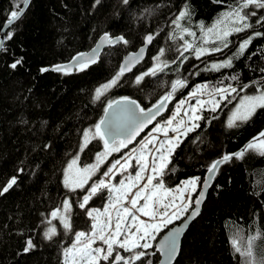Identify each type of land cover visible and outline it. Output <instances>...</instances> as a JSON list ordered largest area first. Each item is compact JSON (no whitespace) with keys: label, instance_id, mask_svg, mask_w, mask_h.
<instances>
[{"label":"trees","instance_id":"1","mask_svg":"<svg viewBox=\"0 0 264 264\" xmlns=\"http://www.w3.org/2000/svg\"><path fill=\"white\" fill-rule=\"evenodd\" d=\"M238 2L29 1L23 15L7 29L0 48V187L11 177L17 178L16 184L0 196V264H63L64 250L75 233H89L92 229L86 209L102 207L108 198L107 189H101L85 208H80L86 189L101 178L112 161L134 146L156 120L166 118L174 103L195 85H207V92L230 85L237 92L227 94L214 112L211 108L201 110L199 127L184 136L171 155L163 177L165 187H174L191 177H200V184L213 161L234 153L263 131L264 108H258L249 120L234 127H229L224 117L243 85L256 88L264 84V36L255 37L244 55L232 59L231 67L213 70L211 66L228 55L232 57L239 44L255 31L264 33V26L255 24L259 16H264V10L246 9L257 12V17L249 18L253 27L232 32L224 39L228 46H222L221 51L205 53L199 58L194 54L195 47L206 44L207 29L214 25L223 29L221 26L228 21L220 24L217 21ZM186 4L190 16L180 23L195 36L183 33L180 39V31L175 30L177 38L170 39L174 31L172 20ZM21 5L22 0H0V31L11 11ZM9 32L11 39L7 37ZM105 33L122 35L128 43L105 47L96 62L84 71L76 68L66 74L50 70L51 66L90 49ZM148 33L154 39L146 57L131 73L123 74L117 85L100 99H95L96 88L119 72L122 56L143 45ZM185 40L194 46L184 51L187 59L180 56ZM161 48L165 49L162 59L169 61V67L155 76H145L137 84L136 77L153 67V57L159 55ZM17 60L21 63L12 68ZM42 68L49 71L41 72ZM233 76L238 79H231ZM176 79L186 81L185 85L176 90L165 111L143 133L127 147L108 155L83 188L65 187V169L73 159L78 157L77 165H93L97 153L104 151V142L91 138V134L83 151L81 144L84 130L94 131L109 101L128 97L147 109L172 90V81ZM210 184L201 213L182 237L180 253L173 264H245V258L235 252L231 240L238 238L244 245L248 235L264 233V155L249 150L242 159L233 158L219 166ZM64 200L70 203L65 216L71 230L64 228L59 214L56 218L51 215L56 209L64 212ZM48 228L56 232L51 239L44 235ZM29 239L34 246L25 252ZM153 245L147 250L150 255L137 264H147L148 260L158 263L159 253ZM254 252L257 259L264 257V239L256 241Z\"/></svg>","mask_w":264,"mask_h":264},{"label":"snow or ice","instance_id":"2","mask_svg":"<svg viewBox=\"0 0 264 264\" xmlns=\"http://www.w3.org/2000/svg\"><path fill=\"white\" fill-rule=\"evenodd\" d=\"M125 4L128 0H123ZM29 0H22L23 7H18L17 10L11 11L8 17V24H12L14 21L19 19L24 12V9L28 6ZM99 4L100 0H96ZM254 8L257 10H264V0H239L236 7L231 8L228 12L223 14L221 20L217 21V24L223 23L225 20L231 24L230 28H226L222 31H217V37L224 40L232 32H241L246 29L252 28L253 25L249 23L250 17H257L256 11L246 12V9ZM190 16L188 5L186 4L172 20L174 25V31L170 33V39H176L177 33L175 30H179L181 35L180 39H183V33L187 35L195 36V33L190 31L181 25V21L185 20ZM256 25L264 26V16H259L255 20ZM216 25L212 28L207 29V33H212L216 30ZM202 31L203 26L201 25ZM12 33H7V37L11 39ZM264 36V33L255 31L252 36L243 40L232 57L225 59L222 63L213 64L211 67L213 70L219 68L231 67L232 59L239 58L244 55L246 49L251 44L255 37ZM154 39V36L149 34L145 37V45L150 44ZM205 43L207 40L205 39ZM115 45L117 43L127 44L128 41L124 36L110 37L109 34L105 33L101 37V44ZM224 47L228 44L225 42ZM0 47H2V41H0ZM182 51L180 56L183 59L187 57L183 56L184 51L193 48V44L185 40L181 46ZM99 45L96 49L92 50L91 54L81 53L78 57H74L75 66L78 71H84L92 63L96 62V55L98 52ZM144 48L140 49L138 54L127 58L125 64L121 65L119 72L108 82L100 85L95 90V99H100L110 88L117 85L120 77L126 72L130 71L134 62H138L144 53ZM208 49L203 47H195L194 52L197 58L205 54ZM212 51H221V48H213ZM165 49L159 50V55L153 57L155 61L152 68L140 76L136 77V83L140 84L145 76H155L159 72H163L165 68L169 67V61L163 60ZM21 61L17 60L11 65L12 68H16ZM175 63V61H172ZM71 65L55 66L52 71H64L66 74L70 70ZM41 72L49 71L47 68H42ZM264 71V70H262ZM231 79H238L236 76ZM186 81L176 79L172 81L171 91L162 96L156 104L151 108L145 110L136 103L135 100L129 99L128 97H121L119 100H111L104 108V117L100 119L98 123L94 125V131L91 129L84 130L83 143L81 144V151L89 143V137L99 138L104 142V151L97 153L96 163L93 165L85 166L83 169H77L76 173L73 174L72 170L75 168L77 159H73L68 168L65 169V187L70 190L75 188H83L88 182L91 175L96 169L103 163L104 159L112 152L119 151L121 148L127 147L132 140L135 139L147 124L151 123L157 115L165 108L166 102L170 100L173 94L179 87H183ZM255 83V82H254ZM249 85H243V88H247ZM207 88V85H198L197 90ZM242 90V89H241ZM237 92V89L232 86L227 88H215L210 94L208 101L197 99V105L199 108H203L205 104L211 105V111H215L219 107V100L215 99V95H219L220 99H226L225 94ZM257 95L243 96L240 99V103L236 109L232 112L228 120V126H236L237 121H247L256 112L257 108H264V85L257 87ZM215 94V95H213ZM197 91L189 93V96H196ZM186 100H182L177 105L176 111L171 118L164 122V124L157 123L152 129V132L148 134L140 142L139 149H133L132 153L139 152V155H127L123 158L124 163L120 160L115 161L112 166L104 173L105 177H108L110 173H113L114 169L119 168L126 170V165L131 159H135L136 164L139 166V170L136 171L135 176L127 177V183L125 180H121L119 186H113L102 178L98 183H93L90 188L86 189L87 194L83 196V201L80 203V208H85L89 200L98 193L101 189L107 188L110 193L115 192V200L105 206L104 212L100 213L97 209L86 211L89 217L93 218V225L91 233L76 232L75 242L71 248L64 250L66 257L65 264H68V259H71V264H137L138 261H143L150 253L147 251L153 248V241L156 240L157 234L163 228H167L169 224H172L174 220L180 219L182 215L188 213L186 220L194 219L199 215L200 205L205 197V191H200L198 195L193 199L191 193L197 191V185L200 182V177H193L188 180L181 181L183 187L171 189L165 187L163 177L165 170L168 168L171 162V155L175 151V148L179 146V140L181 136H186L189 132L194 131L195 128L199 127L194 121L201 119V116L197 115L198 108L192 106V115L188 116V121L180 119L176 121V116L180 114V110ZM185 115L188 112L185 111ZM175 124V126H173ZM190 125V126H189ZM171 131L176 133L174 137L167 138L159 141L157 147V136L153 133H163L165 137H168V132ZM119 138V143L117 139ZM152 147H149V146ZM249 150L259 151L260 154L264 155V131H261L257 137H254L252 141L240 151L224 154L220 159L215 160L208 167V176L204 178L203 186L206 190L209 186V181L213 178L220 165L231 161L233 158L242 159L245 153ZM150 154V163L149 155ZM150 170L151 174L145 176L144 173ZM146 179V183L140 184L139 182ZM17 182L15 176L7 180L6 184L0 187V196L7 193ZM133 189L136 191L133 192ZM185 192H188L185 197ZM179 193V195H176ZM179 200V203L176 201ZM127 201V203H125ZM142 201V203H141ZM64 211L67 212L70 208L68 200L63 201ZM115 209V221H113L111 212L109 209ZM97 215H93V213ZM60 213V209H56L51 213L53 218H56ZM137 213L139 215H137ZM148 217V220L140 219V217ZM106 217V219H102ZM59 219L66 230H71V224L67 217L60 215ZM151 221V222H149ZM49 223H51L49 221ZM186 226V224H185ZM182 231L181 227H177L171 230L159 243L155 244L156 251L161 252L167 258L168 264H172L178 253L177 237ZM56 234L54 228H48L44 233L45 238L51 239ZM264 239V233L257 231L255 235H248L246 238V244L242 245L238 238H233L231 244L235 252L239 253L245 258V264H264V257L257 259L254 252L255 244L257 240ZM99 240L103 246L93 247V244ZM33 241L29 239L26 242L25 252H28L33 247ZM128 253L127 256L122 255L121 251ZM147 264H152L151 260L147 261Z\"/></svg>","mask_w":264,"mask_h":264},{"label":"rangeland","instance_id":"3","mask_svg":"<svg viewBox=\"0 0 264 264\" xmlns=\"http://www.w3.org/2000/svg\"><path fill=\"white\" fill-rule=\"evenodd\" d=\"M230 27H231V24H230V22L228 21L226 25L221 26V28H223V29H216V30H214L212 33H207V32H206V34H205V39L207 40V42H206V44L203 46V48L208 49V51H207L206 53L215 52V51H212L213 48H217V47L221 48V47L223 46V44H224L226 41H225V40H221V39H219V38L217 37L216 32H217V31H220V32L222 33L223 30H225L226 28H230ZM228 36H229V35H228ZM228 36H227V38H228ZM205 39H204V41H205ZM225 39H226V38H225ZM194 54H195V53H194ZM229 57H230L229 55L226 56L224 59H221L217 64L222 63L225 59H227V58H229ZM198 85H204V84H203V83H199V84L195 85V86L191 89V91L189 92V93H192L193 91H197V95H196V96L192 97V96H189V93H187V95H186L184 98H182V99L180 100V101H182V100H186L187 103L183 105V107H182L181 110H180V114H179L178 116H176V121H179L180 119H184L185 121H188V116L192 115V113H191V107H192V106L197 107V108L199 109L198 112L196 113V114L199 115V116H200L201 110H203L204 108H205V109H210V108H211V105H210V104H205V106H204L203 108H199V106L197 105V103H196V102H197V99H200V100H203V101H208V100L211 98V97H210V94L212 93V91L207 92L205 89L197 90V86H198ZM262 85H264V84H262ZM262 85H260V86H262ZM260 86H257V87H260ZM257 87H256V88H243V90L240 91L241 93H240L239 95H237V97L235 98L234 103L231 104L232 106H230L229 110L227 111V113H226V117H224L225 120H226V124H227V125H228V120H229L230 116L232 115V112L236 109L237 105L240 103V99H241V97L246 96V95H248V96H251V95H257V94H258V93H257ZM223 88H227V87H222V89H223ZM213 95H215V94H213ZM225 95H227V94H225ZM215 99H216V100H219V103H220L221 100H223V99H220L219 95H215ZM180 101L174 103V105L172 106V109H171L170 113L166 116V118H162V119H158V120H156L157 122L152 126V128H151L147 133H145L144 136H143V137H142V138H141V139H140V140H139L134 146L129 147V149L124 153V155L121 156V157H120L119 159H117V160H120L121 163H124L123 158H124L125 156L130 155V154H131V155H139V152H136L135 154H133V153H132V150H133V149H139V148H140V142H141L142 140H144V138H145L146 136H148V134H149L150 132H152V129L155 127V125H156L157 123H160V124L163 125L165 121H167L169 118H171V117L173 116V114H174L175 111H176L177 105L179 104ZM257 109H258V108H257ZM185 111L188 112V115H187V116L185 115ZM238 122H241V121H237L236 123H238ZM194 123H197V121H194ZM173 126H175V124H174ZM189 126H190V125H189ZM153 135L157 136V138H158V139H157V145H156V146L158 147V146H159V141L165 140V139H167V138L174 137V136L176 135V133H173V132L169 131V132H168V137H165V136L163 135V133H153ZM183 137H184V136H181V137H180V140H181ZM180 140H179V142H180ZM149 147H152V146L150 145ZM250 151H252V152H256V150H250ZM257 152H258V151H257ZM146 155H149V163H150V154H149V153H146ZM117 160H115V161H117ZM115 161H112V163L108 166V168L106 169L105 172L108 171V169L112 166V164H113ZM128 164L131 165V166L126 165V166H125V167H126V170L121 169V168H119V166H118L117 169H114L113 173H110L108 177H105V176H104V173H105V172H104L103 175H101V178H100V179L103 178V179L106 181V183H109L110 185H113V186H119L121 180H125V182L127 183V177H129V176H135L136 171L139 170V166L136 164V161H135L134 158L131 159V160H129V161H128ZM84 167H85V166H81L79 163H78V165H77V163H76V166H75V168L72 170V173L75 174L77 169H83ZM150 174H151V171H150V170H148V171H146V172L144 173L145 176L150 175ZM191 178H193V177H191ZM191 178H187V179H184V180H188V179H191ZM100 179H99V180H100ZM99 180H98V181H99ZM184 180H182V181H184ZM64 181H65V175H64ZM98 181L95 182V183H98ZM146 182H147V181H146V179H145V180L140 181L139 183L142 185V184H144V183H146ZM199 186H200V185H199V183H198V185H197V189L199 188ZM178 187H183L182 184H181V182H180L179 184L175 185L174 187H171V189H176V188H178ZM167 188H169V187H167ZM106 189H107V188H106ZM134 191H136V189H133V192H134ZM107 192H108V194H107V197H108V198H107V200H105V204H104L102 207L92 208V209H97V210H99L100 213H103V212H104V209H105V206L110 205V204L115 200L116 193H115V192L110 193L108 189H107ZM194 193H195V192L191 193L192 197H193V194H194ZM176 195H179V193H176ZM184 195H185V197H187L188 192H185ZM193 199H194V198H193ZM179 202H180L179 200L176 201V203H179ZM125 203H127V201H125ZM141 203H142V201H141ZM92 209H90V210H92ZM109 211L111 212V215H112L113 221H115V215H116V211H115V209L110 208ZM59 215H64V216H65V211H64V212H63V211H60ZM93 215L95 216V215H97V213L94 212ZM137 215H139V214L137 213ZM185 215H186V213H185L184 215H182V216L180 217V219H182V217H184ZM91 219H92V225H93V222H94V221H93V218L91 217ZM102 219H106V217H102ZM140 219L148 220V217H143V216H141ZM180 219L174 220L173 222L178 221V220H180ZM149 222H151V221H149ZM176 223H177V222H176ZM169 225H170V224H169ZM171 225H172V224H171ZM171 225H170V226H171ZM170 226H169V227H170ZM91 228H92V227H91ZM167 228H168V227H167ZM167 228H166V229H167ZM164 229H165V228L161 229V231H163ZM166 229H165V230H166ZM165 230H164V231H165ZM91 231H92V229H91ZM91 231L89 232V234L91 233ZM161 231L157 234V238L160 237L159 235H160ZM157 238H156L155 241L152 242L153 244L156 243ZM75 239H76V238H74L73 241H71V244H70L67 248H71V247L73 246V243L75 242ZM97 246H103L99 240H97V241L93 244V247H97ZM63 255H64V254H63ZM65 261H66V257H65V255H64V258H63V264H65ZM68 264H71V259H70V258L68 259Z\"/></svg>","mask_w":264,"mask_h":264},{"label":"water","instance_id":"4","mask_svg":"<svg viewBox=\"0 0 264 264\" xmlns=\"http://www.w3.org/2000/svg\"><path fill=\"white\" fill-rule=\"evenodd\" d=\"M30 1V0H29ZM21 7H23V4L21 5ZM27 8V7H26ZM25 10L26 9H24V12H25ZM23 12V13H24ZM18 20V19H17ZM16 20V21H17ZM15 23V21L12 23V24H8V20H6L5 22H4V24H3V26H2V28H1V31H0V41H2V45H3V43H4V38H5V36L4 35H6V31H7V29L10 27V26H12L13 24ZM149 34H151V33H148L147 35H149ZM146 35V36H147ZM152 35V34H151ZM104 36V34H102V35H100L99 37H98V39L96 40V42L93 44V46L90 48V49H88V50H85V51H81V52H79V53H77V54H75L72 58H70L68 61H65V62H62V63H58V64H55V65H53V66H51L50 67V70L51 69H53L55 66H63V65H71L72 67L70 68V70L69 71H72V70H74V69H76V66H75V61L73 60V58L74 57H78V55L79 54H81V53H84V54H91L92 53V50L93 49H96L97 47H98V45H99V48H98V52H97V55H96V60L98 59V56H100V54H101V52L103 51V49L105 48V47H108V46H110L109 44H101V37H103ZM110 36V35H109ZM145 36V37H146ZM110 37H112V38H114V37H116V36H110ZM151 44V43H150ZM150 44H147V45H145V38H144V42H143V45H141L140 47H138L137 49H135V50H132V51H129V52H127L124 56H122L123 58H122V60H121V62H120V67H121V65H123V64H125V62H126V60H127V58L128 57H130V56H133V55H135V54H138L139 52H140V49L143 47L145 50H144V53H143V56H142V58L138 61V62H134L133 63V65H132V67H131V70L130 71H126L124 74H129V73H131L132 71H133V69H135V67H136V65L141 61V60H143L145 57H146V55H147V53H148V47L150 46ZM1 48V47H0ZM120 70V69H119ZM120 99V98H119ZM119 99H116V100H119ZM129 99H131V98H129ZM132 100H134V99H132ZM136 103H137V101H136ZM138 104V103H137ZM167 104H168V101L166 102V106H167ZM165 106V107H166ZM152 107V106H151ZM151 107H148L147 109H149V108H151ZM147 109H145V110H147ZM165 111V108L160 112V114L161 113H163ZM159 114V115H160ZM159 115H157L156 117H155V119L159 116ZM102 117H104V113H103V116ZM153 123V120H152V122L151 123H149V124H147V126L146 127H144V129H143V131H141L140 133H139V135L141 134V133H143L144 132V130L147 128V127H149L151 124ZM263 131H264V128L262 129ZM139 135H137L136 137H135V139L139 136ZM134 139V140H135ZM118 141H119V138L117 139ZM134 140H132V142L134 141ZM131 142V143H132ZM131 143H129V144H131ZM249 142H247V143H245V145L242 147V148H240L239 150H237V151H235V152H238V151H240L241 149H243L247 144H248ZM128 144V145H129ZM127 145V146H128ZM234 152V153H235ZM221 158V157H220ZM219 158V159H220ZM218 160V159H217ZM209 175V173H208V171L206 172V174H205V176H204V178L206 177V176H208ZM214 177V176H213ZM204 178H203V180H202V182L199 184L200 185V187H199V190H198V192H197V195H198V193L200 192V191H205V196H207V192H208V189H209V187H210V183H212V180H213V178L209 181V186L207 187V189L205 190L204 189V186H203V181H204ZM196 195V196H197ZM195 196V197H196ZM195 199V198H194ZM204 200H205V197H204V199H203V201H202V203H201V205H200V209H202V205H203V202H204ZM200 213H201V211L199 210V215H200ZM199 215H197L194 219H191V220H186V217L188 216V213H186V215L184 216V217H182V219H180L177 223H173L170 227H168L161 235H160V237H158L157 238V241H156V243L155 244H157V243H159L161 240H163V238L171 231V230H173V229H175V228H177V227H181L182 228V231L180 232V234L178 235V237H177V243H178V253H177V255H176V257H175V259L172 261V264H173V262H175L176 261V259H177V257L179 256V253H180V248H181V243H182V237H184V234L186 233V231L188 230V228H189V226L191 225L190 223H192ZM185 224H186V226H185ZM158 253H159V260H158V263L157 264H168V261H167V258H166V256L164 255V254H162L161 252H159V251H157Z\"/></svg>","mask_w":264,"mask_h":264},{"label":"flooded vegetation","instance_id":"5","mask_svg":"<svg viewBox=\"0 0 264 264\" xmlns=\"http://www.w3.org/2000/svg\"><path fill=\"white\" fill-rule=\"evenodd\" d=\"M118 141V140H117ZM119 142V141H118Z\"/></svg>","mask_w":264,"mask_h":264}]
</instances>
